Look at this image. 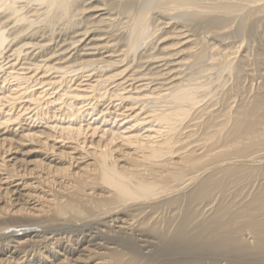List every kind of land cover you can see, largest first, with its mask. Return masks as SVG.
Wrapping results in <instances>:
<instances>
[{
	"label": "bare ground",
	"instance_id": "1",
	"mask_svg": "<svg viewBox=\"0 0 264 264\" xmlns=\"http://www.w3.org/2000/svg\"><path fill=\"white\" fill-rule=\"evenodd\" d=\"M263 20L0 0V264H264Z\"/></svg>",
	"mask_w": 264,
	"mask_h": 264
},
{
	"label": "rangeland",
	"instance_id": "2",
	"mask_svg": "<svg viewBox=\"0 0 264 264\" xmlns=\"http://www.w3.org/2000/svg\"><path fill=\"white\" fill-rule=\"evenodd\" d=\"M263 21H264V20H263ZM262 23H263V25H262L261 22H260V25H259L260 27H258L259 30L256 31L257 28H255V33H254L255 35L253 34V35L251 36V37H253V38L249 37V38H250V42H251L252 40H254V38L256 39V43H255V41H254V42H251V43L253 44L254 47H256L257 42H259V41L261 42V39L264 40V37H262V36H264V34H263V33H264V22H262ZM261 25H262L263 27H261ZM255 27H256V25H255ZM262 28H263V31H262ZM259 31H260V32H259ZM257 32H258L259 34H258ZM256 33H257V34H256ZM261 33H262V34H261ZM259 35H260V38H258ZM261 35H262V36H261ZM256 36H257V37H256ZM238 39H239V38H238ZM236 40H237V39H236ZM246 42H248V40H246ZM246 42H244V43H245L244 47H245L246 44H247ZM258 44H259V43H258ZM246 82H247V83H246ZM246 82H245V84L248 85L249 82H248V81H246ZM257 82H258V81H257ZM255 86H256V82H255L254 87H255ZM254 87L252 86L253 89H254ZM254 90H255V89H254ZM4 107H5V106H4ZM8 108H9V107H6V110H8ZM19 109H20V106L14 108V109H13V112H16V113H17V112L19 111ZM23 123H25V121H23ZM258 182H259V181H258ZM258 182L255 183L256 186L258 185ZM256 186H255V187H256ZM253 189H254V188H253ZM247 235H248L249 237L251 236L250 234H248V232H247ZM249 237H248V238H249Z\"/></svg>",
	"mask_w": 264,
	"mask_h": 264
}]
</instances>
